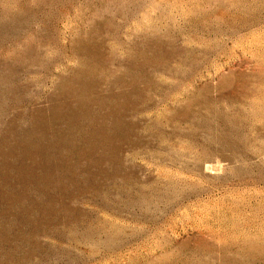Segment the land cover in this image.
Masks as SVG:
<instances>
[{"label": "rangeland", "instance_id": "obj_1", "mask_svg": "<svg viewBox=\"0 0 264 264\" xmlns=\"http://www.w3.org/2000/svg\"><path fill=\"white\" fill-rule=\"evenodd\" d=\"M0 264H264V0H0Z\"/></svg>", "mask_w": 264, "mask_h": 264}]
</instances>
